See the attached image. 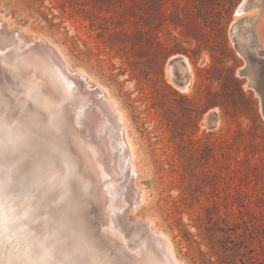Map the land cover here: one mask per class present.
Returning <instances> with one entry per match:
<instances>
[{"label": "rangeland", "instance_id": "1", "mask_svg": "<svg viewBox=\"0 0 264 264\" xmlns=\"http://www.w3.org/2000/svg\"><path fill=\"white\" fill-rule=\"evenodd\" d=\"M241 1L0 0L5 27L47 39L105 89L129 144L115 135L125 161L120 191L126 197L131 189L130 148L131 185L142 192L128 217L149 218L183 264H264V118L230 34ZM178 56L190 66L186 90L167 74ZM7 91L0 93V264H103L89 201L100 179L88 146L66 129L46 130L23 91L6 98Z\"/></svg>", "mask_w": 264, "mask_h": 264}, {"label": "bare ground", "instance_id": "2", "mask_svg": "<svg viewBox=\"0 0 264 264\" xmlns=\"http://www.w3.org/2000/svg\"><path fill=\"white\" fill-rule=\"evenodd\" d=\"M252 10H254V14L248 15L250 16L248 27L255 26L258 35L257 39L249 38L245 39V42L250 46L252 45L251 49L258 53L261 49L264 50L261 45V41H264V19L261 20V15L264 12V0H255ZM236 14L240 16L238 11ZM2 25H4V20L0 17V56H4L7 49H11L9 54V57H11L9 60L7 58L5 62L7 69L12 72L19 69L25 74L22 80L26 82V86L21 88L23 93L21 92L22 94L19 97L22 98L23 95V102L30 100L39 109L54 112L58 120L63 122V129L75 134L81 144L88 146L89 165L92 166L100 179L97 181L96 187L90 192L89 201L92 203L94 218L92 237L98 243L100 250H103V255L100 258L101 263L183 264L176 258L168 237L161 231L156 230L149 218L144 219L146 227L143 225H125L120 220V215L127 207H129V213L139 206L142 202V192L131 185L134 174L132 172L133 163L130 148L125 159L130 183L128 187L131 189L126 197L121 192L122 190L120 191L123 174H126L123 170L125 161L119 159V151L117 148H113V144L116 136L118 138L119 135L125 139L127 146L129 144L126 140L124 126H119L122 123L121 114L108 99L105 89L99 84L91 82L84 71L77 70L73 74L74 70L61 51L45 38H39L38 40L41 43L45 41L50 45V48H48L50 53L52 49L54 50V55L51 53L54 60L49 61L50 66L41 63V59L32 55V52L28 50L21 53L23 47H28V41L25 42L23 39H17V37H8L1 30ZM34 40L37 39H29V42L34 43ZM16 53L23 55H17ZM182 60L183 65H179L174 58L172 64L176 66V70L173 72V67L169 64L167 74L176 87L180 90H186L187 86L180 87L176 82V76L186 73L188 74V82L190 81V66L186 58L182 57ZM3 62L0 61V65L5 69ZM35 75L37 78H35ZM80 79L83 81L82 86L78 83ZM90 87H95L100 97L90 99ZM255 94L259 96L256 92ZM51 108L54 110H50ZM116 120L120 123L116 124ZM52 121L53 125L48 122L47 127L44 126V128L54 132L60 131L54 118ZM206 122L209 123L208 118ZM110 126H112V129ZM100 160L102 165L97 170L95 168ZM145 237L148 239V243ZM145 242L149 244V248H146ZM138 254H141L140 258L137 257ZM94 264L98 263L94 262Z\"/></svg>", "mask_w": 264, "mask_h": 264}, {"label": "water", "instance_id": "3", "mask_svg": "<svg viewBox=\"0 0 264 264\" xmlns=\"http://www.w3.org/2000/svg\"><path fill=\"white\" fill-rule=\"evenodd\" d=\"M255 0H242L237 7L235 13L238 11L241 15L232 22L231 28H230V34L232 36V40L235 42L236 47L238 51L244 56L245 64L240 69L239 74L240 76L246 77L248 79L247 87L252 89L254 92H256L260 99V112L264 118V50L261 49L258 53L255 50H252V45L247 44L245 42V39H257V33H256V27L255 26H249L250 16H248L246 13L249 12L254 8ZM2 31L8 36V37H17V39H23V41H28V47H23L21 50V53H23L25 50H28L29 52H32L31 54L39 57L41 59V63L47 64L50 66L49 61H51L53 58L51 57L52 54L54 55V50L52 49L51 53L49 52L48 48H50V45L46 43L45 41H42L44 43L39 42V40H34V43H30L29 39L30 37H27L24 32L23 28H16V29H9L2 25ZM2 51V50H1ZM11 52V49H7L4 56H0V61H4L3 64L5 66V69L0 68V93L3 92L4 88H7L9 91L4 93V97H13L11 95V92H13V95H17L20 93L21 88L26 86V82L22 80V78L25 76L21 72V70L18 69V71H11L8 70L7 64L5 63L7 58L10 59L9 54ZM21 53H16L17 55H23ZM54 60V59H53ZM175 60L179 63V65H183L182 57H176ZM28 73V72H27ZM32 73V71H31ZM29 74V73H28ZM73 74H75V71H73ZM72 74V75H73ZM176 82L180 87H186L188 85V74H179V76H176ZM35 78L37 76L35 75ZM3 83V84H2ZM78 83L82 86L83 81L80 79ZM85 87V85H84ZM95 87H90V99L94 97H98L99 95L96 92ZM42 92V90H40ZM94 93H96L94 95ZM23 97V95H22ZM100 97V96H99ZM102 99V98H99ZM26 107L32 111L33 113L37 114V116L42 119L46 124L48 122H51L53 125V118L55 119L57 123V127H59L60 131L63 132L64 124L63 122H60L58 120L57 116L53 113H51L48 110L39 109L38 106L34 108L35 106L32 103L27 102ZM54 110V109H50ZM209 123L207 124V127L212 129L217 126L218 120L214 113L209 114L208 116ZM129 207L120 215V220L125 225H143L145 226L144 220H136V219H130L128 217V210ZM146 220V219H145ZM146 229V228H144ZM146 238V237H145ZM148 238V236H147ZM147 243H148V239ZM146 244V248H149V244ZM137 255V253H136ZM141 254H138L137 257L140 258Z\"/></svg>", "mask_w": 264, "mask_h": 264}]
</instances>
